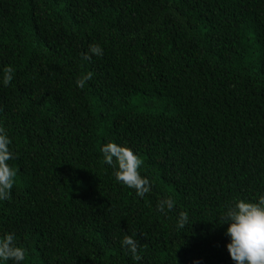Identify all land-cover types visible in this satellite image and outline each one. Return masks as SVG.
Wrapping results in <instances>:
<instances>
[{
	"label": "trees",
	"instance_id": "trees-1",
	"mask_svg": "<svg viewBox=\"0 0 264 264\" xmlns=\"http://www.w3.org/2000/svg\"><path fill=\"white\" fill-rule=\"evenodd\" d=\"M5 67L0 238L21 264H234L223 214L264 194V0H0ZM108 141L142 161L143 197L103 161Z\"/></svg>",
	"mask_w": 264,
	"mask_h": 264
},
{
	"label": "clouds",
	"instance_id": "clouds-1",
	"mask_svg": "<svg viewBox=\"0 0 264 264\" xmlns=\"http://www.w3.org/2000/svg\"><path fill=\"white\" fill-rule=\"evenodd\" d=\"M89 52L96 56L102 55L98 44H90ZM88 58V53H85ZM11 68L0 69V83L7 86L12 79ZM91 74L83 75L75 80L77 87H83ZM11 141L4 129L0 128V201L8 199L14 184L15 172L7 161L12 158L9 145ZM103 161L113 167V176L117 182L134 189L138 197H143L150 190L147 177L141 176L138 168L142 161L131 148L108 141L100 148ZM173 207L170 199L159 201L157 208L163 211ZM187 216L180 213L177 226L183 227ZM222 223L227 224L225 234L228 242L225 244L229 257L234 264H264V194L255 202L236 199L227 207L222 217ZM121 247L131 253L133 260H139L137 244L131 236L124 235ZM11 260L13 264H21L25 260V250L14 243L13 234L7 233L0 238V264Z\"/></svg>",
	"mask_w": 264,
	"mask_h": 264
}]
</instances>
